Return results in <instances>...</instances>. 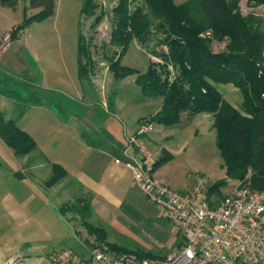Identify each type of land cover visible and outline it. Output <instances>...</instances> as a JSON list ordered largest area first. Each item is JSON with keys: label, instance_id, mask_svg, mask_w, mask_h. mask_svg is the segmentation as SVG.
Here are the masks:
<instances>
[{"label": "rangeland", "instance_id": "374dc122", "mask_svg": "<svg viewBox=\"0 0 264 264\" xmlns=\"http://www.w3.org/2000/svg\"><path fill=\"white\" fill-rule=\"evenodd\" d=\"M117 3L118 0H100L97 13L104 11L105 15L96 28H92L95 16L81 15L82 0H56L54 15L26 25L23 18L28 0L18 1L15 8L0 4V110L4 117L16 120L36 141L27 162L25 157L15 156L0 136V196H6L0 203V227L5 228L6 237H12L13 248L35 234L37 243L48 245V250L68 248L82 255L86 249L79 250L71 243L85 239L91 247L95 244L112 251L114 243L169 256L182 240L175 226L162 215V208L130 186L131 172L119 167L113 155L104 157L96 150L105 147L107 142L104 136L98 135L107 113H115L137 126L141 117L154 113L163 103L162 97L144 96L135 82L136 74L119 79L109 68L108 56L112 50L106 44ZM240 9L243 14L253 12L261 17L264 29V4L241 0ZM38 10L29 9L28 14ZM81 32L92 37L88 39L94 43L92 53L97 62L94 75L84 79L78 73ZM144 46L154 51L148 53ZM213 47L220 50L223 45ZM167 50L164 44L145 45L132 40L121 63L145 72L149 56L152 54L151 60L160 64L164 62L160 52ZM9 78L18 80L19 85ZM8 84L16 87L15 94L8 93ZM214 85L228 101L240 107L243 94L239 88L232 84ZM34 91L43 95L44 102L29 106ZM206 114L211 113H184L182 122L172 126L153 123L151 134L158 144H148L149 149L157 159L164 154L163 148L173 153L170 161L156 169V177L180 193L194 185L195 174H201L210 184L226 180L221 187L222 195L239 183L226 176L216 146L214 118ZM54 161L70 170L68 184L63 179L45 186L53 174ZM33 174L38 178L34 179ZM89 178L94 186L92 190H86L87 184L82 182ZM60 186H67V190L57 193ZM86 204L89 217L83 218L78 207ZM1 205L10 207L11 215L6 212L4 216ZM68 216L75 217L77 222L69 221ZM87 221L98 232L91 233ZM27 223H31L30 227L24 230ZM8 224L13 228L12 234L7 233ZM101 229L105 232L104 239ZM2 234L0 231V237ZM23 236L22 241H14ZM41 257L46 264H51V256L50 259L25 256L17 264H45Z\"/></svg>", "mask_w": 264, "mask_h": 264}, {"label": "trees", "instance_id": "16d2710c", "mask_svg": "<svg viewBox=\"0 0 264 264\" xmlns=\"http://www.w3.org/2000/svg\"><path fill=\"white\" fill-rule=\"evenodd\" d=\"M20 0H0V4L15 8ZM241 0H118L113 8L110 38L109 68L115 77L123 79L136 74L135 82L146 98L162 97L161 108L139 119L140 123L172 126L182 122L184 113H211L216 131V146L223 159L227 178L239 183H251L252 188L264 189V29L262 18L251 12L243 14ZM254 5L264 0H249ZM100 0H82L81 15L95 16L96 28L105 15L97 13ZM29 9H39L28 14ZM56 0H28L23 24L41 22L55 14ZM14 36L12 35V38ZM80 33L78 45V73L84 79L94 75L97 62L93 56L94 43ZM132 40L142 44H164L163 63H155L149 56L145 72L121 63V57ZM214 44L223 48L215 50ZM145 47V46H144ZM145 49L148 53L152 47ZM173 70V72L171 71ZM121 71V72H120ZM9 81L19 85L18 80ZM232 84L243 94L240 107L228 101L214 84ZM8 93L16 87L8 84ZM5 91V90H4ZM7 93V92H6ZM44 102L43 95L34 91L28 105ZM0 110V136L14 155L24 157L36 148V141L12 118ZM154 169L173 158L163 148ZM53 174L47 185L56 184L67 175L66 169L53 164ZM226 180L211 184L209 195L222 196ZM88 204L78 207L83 218L89 217ZM90 225V222L87 221ZM90 232L98 228L90 227ZM102 230V229H101ZM105 232L102 230L104 239ZM184 244L181 240L177 248ZM113 252H133L140 258L165 259V254L147 249H128L112 244Z\"/></svg>", "mask_w": 264, "mask_h": 264}, {"label": "built area", "instance_id": "2783aa9c", "mask_svg": "<svg viewBox=\"0 0 264 264\" xmlns=\"http://www.w3.org/2000/svg\"><path fill=\"white\" fill-rule=\"evenodd\" d=\"M153 131V123H142L129 140L133 151L126 159L115 158V163L132 172L131 185L162 208L184 244L165 259L100 246L87 256L63 248L52 252L51 264H264V189L252 188L248 181L222 196L209 195L211 184L195 174L192 188L178 192L155 178L157 158L139 141ZM16 259L11 257L8 263Z\"/></svg>", "mask_w": 264, "mask_h": 264}, {"label": "crops", "instance_id": "0c3cea01", "mask_svg": "<svg viewBox=\"0 0 264 264\" xmlns=\"http://www.w3.org/2000/svg\"><path fill=\"white\" fill-rule=\"evenodd\" d=\"M161 106L157 109V111L161 108ZM157 111H155V112H157ZM206 115H208V114H206ZM210 115H212V114H209L208 116H210ZM140 125H141L140 121L138 122V125L135 126V125L129 123L128 121H125L123 118L117 116V114H115V113H111V112L107 113L105 115L104 121L102 122V125L100 127L101 130L98 131V135L104 136L106 138L107 142L104 145L105 147L96 148L97 152L99 154L103 155L104 157L113 155L112 157L114 158V162H115V158H118V157L122 158V159H126V154H129V153H131L133 151V147L129 146V140L137 132V130L139 129ZM139 141L143 142L147 146H148V144L149 145L150 144H155V145L158 144L157 139L152 134L144 136ZM92 142L94 143V140H92ZM31 153L26 155V156H24L26 158L27 162H30ZM53 163H58V164L62 165L66 169L67 175L65 177H63L61 180H63V179L65 180L66 179L65 181H67V184H68L67 177L70 176V173H69L70 170L68 169V167L65 166L61 162L54 161ZM65 164H67V163H65ZM39 166H43V165L41 163H39ZM119 167H121L122 169H124L126 171L129 170L128 168H126L123 165H119ZM154 175H155V178L157 180L165 183L163 180H161L158 177H156V171H155ZM17 177H20V176L18 175ZM33 177H34V179L38 178L36 174H33ZM132 177H133V174L131 172V175H130V178H131L130 186L131 187H133L131 185ZM91 181H92L91 178H89V181L87 179H82V182H85L87 184V187L85 188L86 190H89V189L92 190V188L94 187L91 184ZM165 184H167V183H165ZM45 186H46V182H45ZM234 187H236V186H234ZM64 188H62L60 186V191L56 190V192L57 191L58 192L66 191L67 190V186H65ZM133 188H135V187H133ZM191 188H192V186L190 187V189ZM233 188H231V189H233ZM52 189H54V188H52ZM5 197L6 196H0V203L5 201ZM96 197H97V194H96L95 198ZM92 203H94V201H92ZM1 208H3L2 213L4 212V216H6V212H7V214L10 213V215H11V211H10L11 208L10 207H5V206L1 205ZM102 212H106V210H104ZM10 215H8V216H10ZM71 217L70 216L67 217L69 219V221L71 220V222H77V219L75 217H73V218H71ZM9 221H10V219H9ZM30 224L31 223L25 224L26 226H24V230L28 229V227H30ZM7 227H8L7 228L8 229L7 233L8 234L9 233L12 234L13 228L11 227V224H8ZM0 231H3V234L0 237V264H17V263H20V261H22V260L24 261V259H26V258H24L25 256L26 257L27 256H45V258L48 256V258L50 259L51 253L55 250V247H52V249L48 250V249H46L48 247V245L37 243L39 240H37L38 238H35V234H33V236H32L33 238L32 239H27L26 241H24L19 246H18V244H16V246L13 248V246H12L13 245L12 244V237H10V236L6 237V235H5L6 230H5V228H2V226L0 227ZM17 235H19L18 231H17ZM24 238L25 237L23 236L21 238V240L19 238H17V239H14V241H16L18 243V242L22 241ZM71 244L74 245V247H77L79 250H82V251H84V248H85L86 251L81 253L83 256L89 255L91 253V250L93 249V247H95V244H94V246L92 244L93 247H91V243H88V241L85 240V239L75 240L74 243H71ZM56 248H58V247H56ZM89 250H90V252H89ZM9 256H12L14 258L15 257H17V258L22 257V258L20 260H17L14 263H8L9 259L7 260V258ZM41 260L44 261V258H42ZM48 262H49V260H48ZM44 263L46 264V261H44Z\"/></svg>", "mask_w": 264, "mask_h": 264}]
</instances>
